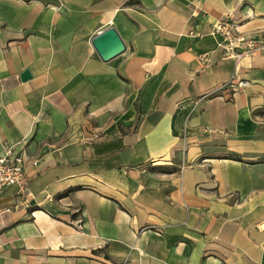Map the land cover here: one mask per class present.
<instances>
[{"label": "crops", "instance_id": "1", "mask_svg": "<svg viewBox=\"0 0 264 264\" xmlns=\"http://www.w3.org/2000/svg\"><path fill=\"white\" fill-rule=\"evenodd\" d=\"M226 17L264 45V0H0V152L38 161L0 264H264V50L222 60Z\"/></svg>", "mask_w": 264, "mask_h": 264}, {"label": "built area", "instance_id": "2", "mask_svg": "<svg viewBox=\"0 0 264 264\" xmlns=\"http://www.w3.org/2000/svg\"><path fill=\"white\" fill-rule=\"evenodd\" d=\"M212 35L221 37L218 48L222 52V60L231 59L235 63H239L242 59L252 57L257 52L264 50V45L240 34L235 22L230 17H226L215 23L212 27ZM201 58L205 61L204 56ZM234 83L235 80L232 79L228 84L232 87L227 93L229 101L233 99L237 92L247 86L245 81H238L233 88ZM225 91H227V88H225ZM37 168L38 161H27L25 153L18 154L11 148H5L2 153L0 152V193L5 188L16 186L19 189L17 206L26 205V199L29 195L27 171L28 169H32L35 172ZM6 211L9 212L10 209ZM74 225L77 229L81 230V219L74 222Z\"/></svg>", "mask_w": 264, "mask_h": 264}, {"label": "water", "instance_id": "3", "mask_svg": "<svg viewBox=\"0 0 264 264\" xmlns=\"http://www.w3.org/2000/svg\"><path fill=\"white\" fill-rule=\"evenodd\" d=\"M91 45L101 61L110 62L121 56L126 51V46L114 28H108L99 32L91 41ZM21 81L26 82L31 79L29 71H24Z\"/></svg>", "mask_w": 264, "mask_h": 264}]
</instances>
